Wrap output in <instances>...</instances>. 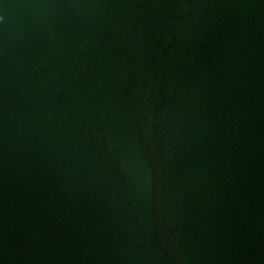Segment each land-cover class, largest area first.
Instances as JSON below:
<instances>
[{"label":"water","instance_id":"water-1","mask_svg":"<svg viewBox=\"0 0 264 264\" xmlns=\"http://www.w3.org/2000/svg\"><path fill=\"white\" fill-rule=\"evenodd\" d=\"M0 264H264V0H0Z\"/></svg>","mask_w":264,"mask_h":264}]
</instances>
